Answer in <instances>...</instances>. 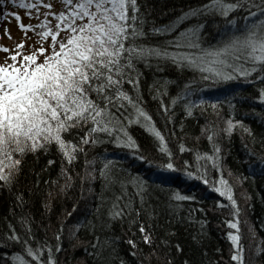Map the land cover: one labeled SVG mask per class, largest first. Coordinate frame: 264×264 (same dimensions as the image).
Wrapping results in <instances>:
<instances>
[{
    "label": "snow or ice",
    "instance_id": "1",
    "mask_svg": "<svg viewBox=\"0 0 264 264\" xmlns=\"http://www.w3.org/2000/svg\"><path fill=\"white\" fill-rule=\"evenodd\" d=\"M6 3L24 9L35 23H21L16 11L0 13V19L14 17L23 34L12 49L0 45V51L7 54L0 61V192L10 197L9 213L19 225L18 230L7 217L0 224V250L11 249L0 256V264H72L74 257L63 244L66 226L68 239L76 241L70 248L74 251L81 243L85 245V258H75L76 264H85V260L91 264H176L170 240H157L150 223L157 214L154 209L171 220L183 207L176 202L196 200L167 179L173 173L201 181L228 201L225 205L216 200L212 210L228 208L232 217L225 221L231 229L226 233L231 243L230 261L264 264V239H256L255 232L245 259L243 209L223 175L226 170L229 175L232 172L222 164L227 154L225 142L240 132L251 141V146L245 145L247 155L264 165V128L254 133L243 119L235 118L236 101L246 98L241 97V89H231L223 97L203 95L207 89L228 84L255 87L259 83L257 94L250 98L264 106V0H203L159 25L149 19L141 0H0V7ZM208 17L216 23V33L211 36L204 31ZM192 18L193 23L185 24ZM4 34L11 39L7 27ZM169 67L176 70L177 80L156 77L147 86L146 99L141 84L143 70L163 72ZM185 71L193 75L181 80ZM170 83L177 85L174 95L169 93ZM149 100L155 103L154 109L149 108ZM225 104L226 118L222 115ZM197 111L204 123L195 139L205 137L210 152L189 148L176 134L177 128L183 129L185 119ZM251 111L264 125V114ZM178 113L180 124L176 123ZM138 130L151 138L153 158L141 150L134 135ZM169 137L178 141L177 151L169 146ZM109 144L128 150V155L148 169L155 167L160 179L148 182L147 176L129 173L108 155ZM99 146L105 151H94ZM90 152L94 154L90 156ZM155 152L161 154L158 160ZM186 153H191V161L183 158ZM41 158L45 163L36 172L34 162ZM57 158L56 176L43 180L46 196L40 206L50 213L54 201H62L77 187L79 195L70 211L61 209L55 230L49 220L41 226L44 236L37 237L32 229L34 216L25 208L30 201L21 187V176L27 179L29 172L34 173L32 183L38 188L41 173L51 172ZM210 170L216 173L211 181ZM236 182L240 183L239 176ZM150 183L169 189L159 203H149L153 200ZM28 192L31 196L33 188ZM194 212L191 209L186 218L194 220ZM74 215L75 220L69 222ZM243 223H247L246 217ZM80 229L91 240L80 241ZM192 240L199 259L185 257L181 264H219L223 257L208 255L202 227ZM121 241L128 246L123 252ZM174 247L176 253L183 252L179 244Z\"/></svg>",
    "mask_w": 264,
    "mask_h": 264
},
{
    "label": "trees",
    "instance_id": "2",
    "mask_svg": "<svg viewBox=\"0 0 264 264\" xmlns=\"http://www.w3.org/2000/svg\"><path fill=\"white\" fill-rule=\"evenodd\" d=\"M143 4V10L148 13L149 19L155 20L156 24H165L169 20L173 19L175 16L179 15L181 11H187L189 8L198 6L203 0H141ZM219 20V18H216ZM195 18L186 21L185 24L193 23ZM185 26L184 24L181 27ZM206 33L210 36L216 33V23L211 17L206 20V27L204 29ZM145 75L141 81L143 94L145 98H148V84L151 83L156 77L168 78L169 80H177V72L174 68H165L163 72L150 71L148 69L143 70ZM193 73L190 71H185L181 80H186L188 77L192 76ZM261 85L257 83L255 87L246 83L239 84H228L224 85L218 89H207L203 92L205 97L215 98L218 96L223 97L225 93L234 88L241 89V97H246L238 99L236 101L237 111L235 113V118L243 119L244 123L249 125L254 133H259L264 125L260 123V117L252 114V109L256 112L264 114V106L260 105L258 102L251 100V96L257 94L256 89ZM169 93L174 95L177 91V85L175 83H170L168 85ZM168 97H165L167 100ZM150 109L155 108V103L149 100L148 104ZM177 114L176 123L180 124L179 115ZM222 115L226 118L228 115V108L225 104L222 108ZM209 118L215 120V117L209 114ZM204 123V117L199 111L196 112L194 117H188L183 123V129L177 128V137H182L185 144L189 148L198 147L201 151H211L208 141L205 137H201L199 141L195 139V136L200 132V125ZM158 126L162 125L158 121ZM169 125V129H171ZM168 135V133H165ZM137 142L141 146L142 151H146L150 158H153L154 149H152L151 138L147 137V134L143 133L142 130L134 131ZM169 146L173 151H177L178 141L174 138L169 137ZM251 146V141L247 137H242L240 132L233 134L230 142H225L227 148V154L223 156L222 164L225 169H230L232 175L228 174V171H224L223 175L228 179L229 183L232 184L234 190V196L238 201L239 206L243 209L241 214V232L243 235L242 243L245 246V259L247 260L250 255V250L248 247L249 240H252V232H255L256 239H264V165L260 163L257 158L249 157L247 155V150L245 145ZM108 155L114 156L119 164L128 169L131 174H138L140 176H147L148 182L153 180H158L160 177L157 175L156 168L148 169L147 166L138 160H135L131 155L127 154L126 149L113 148L111 144L107 145ZM256 148L259 152V144L257 143ZM94 151L104 152L105 147L99 146ZM94 154L90 152L91 156ZM161 154L155 152V158L158 160ZM183 158L192 160L191 153L184 154ZM179 163V161H177ZM45 161L41 158L39 161L34 162L35 171L39 172L40 168L44 165ZM82 163V161H81ZM60 161L57 158L55 165L51 172L41 173V183L37 188L34 183L35 174L28 173V178L21 176V187L24 189V194L26 199H29L30 203L25 205V208H29L31 214L34 216L32 222V229L37 237H43L44 233L41 226L47 224L51 220L53 224V230L57 225V217L61 213L62 208H66L69 211L73 202H75L76 197L79 195V188L70 191L68 196L62 201L57 199L54 201V207L50 213H45V210L40 206V200L46 196V186L43 184V180L49 176H56L59 169ZM28 166L26 165L25 171L27 172ZM216 176L215 170H210L209 180ZM236 176L240 177V183L236 182ZM167 179L174 185L178 186L181 193H188L196 197L195 201H179L176 203H181L183 207L177 210V213L173 214V218L169 220L168 215L159 209H154V214L151 219V227L155 230L156 239L159 240L161 237L170 240L172 247V256L176 261V264H181V261L188 257L189 259L196 258L199 259V251L197 246L193 243L192 237L194 234H199L201 227L203 228V244L208 249V255L213 258L219 259V264H234L229 259V249L231 248V243L227 239L226 233L231 229L228 228L225 221L231 219L232 217L228 215V208L217 209L213 211L215 207V201L220 200L222 204L227 205L228 201L224 197H220L212 188L208 185L203 184L198 180H187L180 173H173L167 177ZM78 183V182H77ZM33 188V194L30 196L28 188ZM97 190H99V182L95 184ZM167 188H161L158 183H150L149 191L153 193V200L149 203H159L160 199L163 198L164 192L168 191ZM10 207V197L3 192H0V224L5 222V217L7 220L12 221L13 224H17L15 218L9 213ZM230 207V206H229ZM205 209L201 212L199 209ZM191 209H195L194 220H189L186 217ZM17 214H21V210L14 209ZM43 214V215H42ZM247 219V223H243L244 219ZM75 215L69 217V222L75 220ZM143 218V215H142ZM207 221L206 224L201 225V221ZM149 221L145 219V224L148 225ZM125 228L128 227L127 224L124 225ZM251 228V231L249 230ZM17 229L19 230V225L17 224ZM52 231L48 232V237L51 239ZM167 231L168 235H165ZM234 231V230H232ZM116 232H120L119 225L116 226ZM80 241H89L91 237L86 235L83 229H80L77 233ZM130 235V233H129ZM138 235V233H137ZM65 239L63 241L64 247L68 249V253L71 254L74 259L72 264H76L75 258H85L84 243H81L73 251L70 248V243H76L75 240L68 239V229L67 226L64 229ZM253 242H255L253 240ZM122 244V252L128 246ZM179 244L183 252L176 253L175 245ZM141 247L147 251V246L141 243ZM219 248L220 252H215L214 249ZM10 248H5L0 250V256L3 252L10 251ZM132 259L131 257H128ZM85 264H91L90 260H85Z\"/></svg>",
    "mask_w": 264,
    "mask_h": 264
},
{
    "label": "rangeland",
    "instance_id": "3",
    "mask_svg": "<svg viewBox=\"0 0 264 264\" xmlns=\"http://www.w3.org/2000/svg\"><path fill=\"white\" fill-rule=\"evenodd\" d=\"M5 9L8 11H16L20 14L21 17V23L27 24L29 22L35 23V20L33 19L32 21L29 20L28 16H26L25 10L20 9L17 6H13L11 3H6L4 7H0V13H2ZM7 27L11 39H9L7 36L4 34V28ZM29 36H32V33H28ZM23 38V34L21 33L20 29L17 27V22L14 17H8L5 19H0V45H4L8 47L9 49L13 48L14 43H18L21 39ZM34 39V37H33ZM32 41H28L27 43H31ZM7 54L4 53L3 51H0V61L3 60V58Z\"/></svg>",
    "mask_w": 264,
    "mask_h": 264
}]
</instances>
